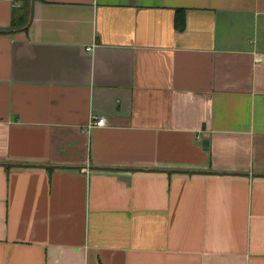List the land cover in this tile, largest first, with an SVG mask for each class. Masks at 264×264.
Here are the masks:
<instances>
[{
	"label": "crops",
	"instance_id": "0c3cea01",
	"mask_svg": "<svg viewBox=\"0 0 264 264\" xmlns=\"http://www.w3.org/2000/svg\"><path fill=\"white\" fill-rule=\"evenodd\" d=\"M0 264H264V0H0Z\"/></svg>",
	"mask_w": 264,
	"mask_h": 264
},
{
	"label": "trees",
	"instance_id": "16d2710c",
	"mask_svg": "<svg viewBox=\"0 0 264 264\" xmlns=\"http://www.w3.org/2000/svg\"><path fill=\"white\" fill-rule=\"evenodd\" d=\"M25 14H22L20 17L16 16L15 14V17L12 20V24H14L15 26L22 25L25 22Z\"/></svg>",
	"mask_w": 264,
	"mask_h": 264
},
{
	"label": "built area",
	"instance_id": "2783aa9c",
	"mask_svg": "<svg viewBox=\"0 0 264 264\" xmlns=\"http://www.w3.org/2000/svg\"><path fill=\"white\" fill-rule=\"evenodd\" d=\"M91 125L92 126H103L105 125V119L103 117L98 118Z\"/></svg>",
	"mask_w": 264,
	"mask_h": 264
},
{
	"label": "water",
	"instance_id": "95a60500",
	"mask_svg": "<svg viewBox=\"0 0 264 264\" xmlns=\"http://www.w3.org/2000/svg\"><path fill=\"white\" fill-rule=\"evenodd\" d=\"M207 145H208V141H207V140H204V141H203V146H204V147H207Z\"/></svg>",
	"mask_w": 264,
	"mask_h": 264
}]
</instances>
